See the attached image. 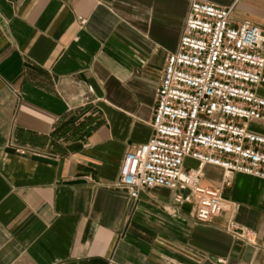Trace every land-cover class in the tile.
I'll list each match as a JSON object with an SVG mask.
<instances>
[{"label": "crops", "instance_id": "obj_1", "mask_svg": "<svg viewBox=\"0 0 264 264\" xmlns=\"http://www.w3.org/2000/svg\"><path fill=\"white\" fill-rule=\"evenodd\" d=\"M190 1L0 0V264H264V180L205 166L227 204L208 223L180 192L113 187ZM198 1L264 31V0Z\"/></svg>", "mask_w": 264, "mask_h": 264}, {"label": "built area", "instance_id": "obj_2", "mask_svg": "<svg viewBox=\"0 0 264 264\" xmlns=\"http://www.w3.org/2000/svg\"><path fill=\"white\" fill-rule=\"evenodd\" d=\"M231 12L191 0L177 50L169 53L152 120L151 138L128 151L113 185L137 201L144 189L180 192L195 219L222 214V189L201 184L207 165L229 175L264 180V31L233 26ZM197 163L186 169L185 160ZM228 230L253 245L255 234L233 220Z\"/></svg>", "mask_w": 264, "mask_h": 264}]
</instances>
